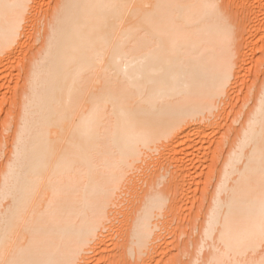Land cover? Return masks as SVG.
<instances>
[{"label": "bare ground", "instance_id": "6f19581e", "mask_svg": "<svg viewBox=\"0 0 264 264\" xmlns=\"http://www.w3.org/2000/svg\"><path fill=\"white\" fill-rule=\"evenodd\" d=\"M263 1L0 0L22 5L0 7V85L14 77L17 57L22 61L12 94L17 111L1 132L13 133L4 140L10 165L0 185V259L91 264V252L106 251L118 207L138 201L114 256L120 264L162 263L165 234L178 231L171 215L199 176L191 162L204 158L216 180L214 193L200 196L203 235L191 264L200 262L206 239L213 250L204 264H259L264 71L243 105L231 95L251 75L250 54L261 52L264 63ZM210 3L221 6L226 25ZM1 91L0 112L11 100ZM222 117L223 132L214 127ZM210 128L219 133L212 153L185 150L203 143ZM155 179L167 181L151 189ZM140 182L148 186L142 194ZM249 230L256 233L250 247L221 244L222 233L244 238Z\"/></svg>", "mask_w": 264, "mask_h": 264}, {"label": "rangeland", "instance_id": "374dc122", "mask_svg": "<svg viewBox=\"0 0 264 264\" xmlns=\"http://www.w3.org/2000/svg\"><path fill=\"white\" fill-rule=\"evenodd\" d=\"M50 1H53V0H44V3H45V5H46V3L49 5L50 4ZM231 2L233 1V0H230ZM52 3V2H51ZM48 5H46V6H48ZM261 9H264V1L262 2V5H261V7H260ZM263 16H264V14H263ZM263 16H260L259 17V19L261 20V19H263L264 20V17ZM252 54H250V57H249V60H247V67H248V69L250 68L251 70V75L249 74V76L247 75H245L244 74V77H242L243 78V80L241 79V84L239 85L240 86V89H243L242 91L240 90L239 91V93H238V88H237V92H236V90H235V94L236 95H234V93L232 92V94L233 95H231L233 98L235 97V99L233 100V102L236 100V107H237V105H243L242 103L245 101V99L243 98V97H245V95L246 94H248V92L250 91V87L253 85V82H256L257 84L261 81V77H262V73H263V71H264V63L262 64V62H259L260 61V57L262 56L261 55V52H258L257 53V55H258V57L257 56H251ZM256 58V59H255ZM18 59L20 60V58H18L17 57V59H16V62H15V64H14V66H12V67H10V70L9 71H13L12 73H15L13 76L14 77H10L11 78V80H9V82H8V84H7V82H3L2 84H4V86H6V87H4V88H0L2 91V93H4L5 91V93H7L8 94V99L9 98H11V100L9 99V101H7L6 103H5V107L2 109V111L0 112V115H1V120H0V135L2 134L1 132H2V129H3V121H6V120H8L7 118L9 117V121H12L13 120V118H14V115H13V113H15V111H17V109H16V106L14 107V104H12L13 102H12V98H13V95L12 94H14L13 92H15L14 90V88H16V86L18 85V79H17V77H18V74L21 72V69H22V61L20 62V61H18ZM21 64V65H20ZM19 66H21V67H19ZM14 69V70H13ZM15 71V72H14ZM18 71V74L16 73ZM17 76V77H16ZM12 78H14V79H12ZM9 79V78H8ZM8 79H6V80H8ZM5 80V81H6ZM15 80V81H14ZM17 80V81H16ZM4 81V80H3ZM10 81H12V83H10ZM242 81H243V83H242ZM2 84L0 85V86H2ZM16 85V86H15ZM242 85V86H241ZM7 89V90H6ZM9 89V90H8ZM249 91H248V90ZM5 90V91H4ZM8 91H9V93H8ZM247 92V93H246ZM238 94V95H237ZM243 94V95H242ZM10 95V96H9ZM237 96V97H236ZM247 96V95H246ZM246 98V97H245ZM11 101V102H10ZM239 102V103H238ZM231 103V102H230ZM8 104V105H7ZM234 104H235V102H234ZM10 106H12V107H10ZM231 106V105H230ZM6 107H8V108H6ZM16 109V110H13V109ZM231 108V107H230ZM230 108H229V110L228 111H230ZM248 108H249V105H248ZM248 108H246V109H248ZM13 110V111H11V113L12 114H9L10 113V111L9 110ZM7 110H8V112H7ZM5 111V112H4ZM228 111H227V116H228ZM3 112V113H2ZM2 113V114H1ZM6 115H9V116H5V114ZM226 114H225V116H226ZM4 118H3V117ZM11 116V117H10ZM13 116V117H12ZM226 116V117H227ZM226 117H222V118H224V119H220L219 120V123L220 124H218L217 126H214L216 129H217V131H218V128L223 132L224 130H222V128L224 129L225 127V124H227L226 122H224L225 121V118ZM6 118V119H5ZM224 120V121H223ZM225 123L224 125H223V127H220L221 125H222V123ZM240 124L241 123H238L237 125H239L240 126ZM220 125V126H219ZM236 125V126H237ZM9 126V125H8ZM238 127V126H237ZM215 128H212V130H211V128L209 129L210 131L208 132V134L205 136V135H203L202 137L203 138H201V140H199V141H201V142H203V143H197L196 144V146H192V147H188V148H186L185 150L186 151H192L194 148L193 147H195V149L196 148H198L199 149V147H200V152L199 153H202L201 151H203V153H205V152H211V150L213 149V148H215L214 146L216 145L215 144V140H216V138L218 137V135H216L215 136V134L216 133H218L217 131H216V129ZM226 128H227V126H226ZM215 130V132H214V130ZM12 130V129H11ZM11 130L10 131H7V133H5V134H3V135H5V137H3L1 140L3 141V143L2 142H0V143H2V147H1V145H0V147L2 148V150L0 149V158H1V156H2V158L0 159V176H2V177H0V185H2V183L5 181V175L4 174H6V175H8V172H7V170L9 169V166L8 165H10L9 164V161H8V155H7V153H8V146L6 147V146H4V145H6V144H8V143H5V141L6 142H8V138H10L11 136H12V134L11 133H13V132H11ZM211 132H212V134H211ZM11 135H10V134ZM213 134H214V136H213ZM219 134V133H218ZM3 135H1V137L3 136ZM205 136V137H204ZM0 137V138H1ZM7 137V138H6ZM199 138V139H200ZM215 138V139H214ZM5 139H7V140H5ZM218 139V138H217ZM5 140V141H4ZM211 141V142H210ZM217 141V140H216ZM210 142V143H209ZM205 143V144H204ZM203 146H202V145ZM208 144H209V146H208ZM214 144V145H213ZM207 146V148H206V146ZM211 146V147H210ZM207 149H205V148ZM226 147H227V145H226ZM192 148V149H191ZM212 148V149H211ZM194 149V150H195ZM198 149H196L195 151L197 152V150ZM208 149H210V150H208ZM180 150V149H179ZM4 151V152H3ZM7 151V152H6ZM194 151V152H195ZM199 151V150H198ZM205 151V152H204ZM4 153V154H3ZM6 153V154H5ZM212 153V152H211ZM203 155V154H202ZM210 158H212L211 156L209 157V160H210ZM6 159V160H5ZM202 160H203V162H202ZM209 160H207V161H209ZM5 161L7 162V163H5ZM195 161V160H194ZM191 162V165H190V167H191V171H194V169H197V170H195L194 172H192L193 173V175L194 176H196V175H198L199 174V176H196V177H194L195 178V180H196V185L195 186H193L192 187V189H193V191L192 190H189L188 189V186L185 188V189H188V190H186V192L187 191H190V192H187V193H185V191H183V194L181 193V196H182V198L184 199V197L183 196H186L187 197V195L188 196H190L191 195V197H193L194 198V195L196 194V195H198V196H195L196 198H194V199H192L191 197H189V199H187L186 197H185V199L182 201V203H181V205L182 204H185V205H182L181 207H180V209L181 210H179V212H178V210H175L177 213H173V214H175L174 216H173V214L171 215V217H175L176 215V219L175 218H172V219H174V220H177V221H174V222H176L175 224H173L174 222H172V227L173 228H175V229H178V231L177 230H175V231H172V232H167L168 234H170V235H168L167 233L165 234L166 235V241L164 240L163 242H165V244L163 243V242H159V243H161V244H164V246L162 245V247H164V249H165V247H166V249L164 250L163 248V251L164 252H162V251H160L159 252V250H158V252H159V254L161 253V256L163 255V259L160 257V255L158 256V258L160 257L161 258V260H162V263L163 264H191V260H193V258L194 257H196V255L198 256V254H195L196 253V251H198V245H199V240L196 242V240L198 239V237L200 236L201 237V239H202V235H203V233H202V224L199 222V220L201 221V216H202V212H203V209L204 208H201V205L202 204H200L201 203V200L202 199H200L201 197H203L204 195H210L212 192L214 193V185H215V180H216V177L215 178H213L214 180H212L213 181V185H212V181L210 182V180H209V178L210 177H214L211 173L213 172H211V168H213L212 167V165L213 164H211L210 165V163H211V161H210V163H208V162H204V158L203 159H201L200 161H195V162ZM219 162L218 163H221V159L220 160H218ZM154 162H155V160H154ZM198 162V163H197ZM203 163V165H202V163ZM7 165H5V164ZM193 163V164H192ZM194 163H196V164H194ZM207 165H205V164ZM5 165V168L3 167ZM192 165H195V166H193L192 167ZM197 165H198V167H197ZM202 165V166H201ZM200 166V167H199ZM206 166V167H205ZM211 166V167H210ZM214 166V165H213ZM172 167H174V166H170L169 168L170 169H172ZM189 167V168H190ZM205 167V168H204ZM4 168V169H3ZM211 169V170H210ZM3 170L5 171V173H3ZM173 170H174V168H173ZM172 170V171H173ZM209 170V171H208ZM2 171V172H1ZM166 172V169L165 168H163L162 169V173L164 174ZM198 173V174H197ZM210 173V174H209ZM204 174V175H203ZM205 174H207L208 176L206 177V179H204L205 178ZM202 175V176H201ZM212 175V176H211ZM2 179V180H1ZM151 181V182H150ZM149 182L150 183H154L153 185H151V184H149V187L151 188V189H160V187L161 188H163L164 187V185L163 184H165L166 183V179L164 180V183H162V185L161 186H159V179H155V181L154 180H150ZM154 181V182H153ZM201 181H202V184H201ZM199 183H200V185H199ZM205 183H206V185H205ZM209 183V184H208ZM139 184H141L142 185V183L140 182ZM205 185V186H204ZM141 186H139V187H137L138 189L140 188ZM144 187V188H143ZM157 187V188H156ZM159 187V188H158ZM136 188V189H137ZM148 189V186H147V184H144V186L142 185V188H140L141 189V194H142V192L145 190V189ZM196 188V189H195ZM137 189V190H138ZM139 189V190H140ZM203 189V190H202ZM143 190V191H142ZM203 191H205L203 194L202 193H200V192H203ZM139 192H138V194H139ZM196 192V193H195ZM207 192V193H206ZM136 193H137V191H136ZM184 193H185V195H184ZM187 194V195H186ZM130 196V195H129ZM180 196V197H181ZM201 196V197H200ZM196 201L195 203L193 202V201ZM198 200H199V202H198ZM191 201V202H190ZM137 202V204H135ZM135 209H134V204L132 205L131 203H130V206L131 207H133V208H131V209H128V208H130V206H128V205H126L127 207H125V205H122L121 207H118L119 208V210H118V213H117V216H116V219H114V222H112V223H109V225L111 224H115V225H112V227H111V229L113 228V226H114V228L111 230H106V231H110V232H107L106 233V235L108 234L110 237L111 236H113L112 238H109V236L107 235V237H108V240L106 241V243L104 244V246H103V248H105V246H106V251L104 250L103 251V253L102 252H100V250H99V253L97 254V252L98 251H96V253L95 252H91L92 254H93V256L95 257V255H96V257L94 258L93 256H91V253H90V255L89 256H91L92 257V260L90 261V262H92L91 264H94L95 262H97V263H95V264H113V262H115V261H117V264H120V261H119V257L118 258H115V256H114V254L116 253V255H117V253L119 252V250H120V245H121V240H122V236L124 235H126V232L129 230V227H131L132 226V219H130V218H133L135 215H136V213L134 212V211H136V209L137 208H139V206L140 205H138L139 203H138V201H135ZM198 203V204H197ZM190 204V205H189ZM193 204V205H192ZM196 205H197V207H198V211H197V207H196ZM190 206V207H189ZM123 207V208H122ZM120 208H121V210H120ZM189 208V209H188ZM191 208V209H190ZM185 209V210H184ZM127 210V212L125 213V211ZM190 210H192L191 212H190ZM199 210H201V211H199ZM174 211V212H175ZM197 211L198 213H199V215H197L198 213L195 212ZM130 212H132V213H130ZM134 212V213H133ZM130 213V214H129ZM123 214H125L127 217H128V220H127V217L125 216L124 217V215ZM135 214V215H134ZM185 214V215H184ZM190 214V215H189ZM132 217H131V216ZM130 216V217H129ZM179 216V217H178ZM191 216V217H190ZM196 216V217H195ZM123 217V218H122ZM183 217V218H182ZM197 217H198V219H197ZM124 218H126V219H124ZM185 218V219H184ZM190 218H191V220H190ZM201 218V219H200ZM124 219V220H123ZM180 219V220H179ZM119 221V222H118ZM123 221V222H122ZM127 221H129L128 222V224H127ZM194 221H195V224H194ZM121 222V223H120ZM126 222V223H125ZM131 222V223H130ZM117 223V224H116ZM124 223V224H123ZM130 223V224H129ZM198 223V224H197ZM120 224V225H119ZM178 224V225H177ZM201 224V225H200ZM126 227H125V226ZM124 226V227H123ZM175 226V227H174ZM180 226V227H179ZM199 226H200V228H199ZM123 227V228H122ZM195 227V228H194ZM118 228V229H117ZM128 228V229H127ZM120 229V230H119ZM123 229V230H122ZM199 229V230H198ZM119 230V231H118ZM125 230V231H124ZM172 230V229H171ZM180 230V231H179ZM111 231H112V235H110L109 233H111ZM124 231V232H123ZM177 232V233H176ZM178 232H180V233H178ZM200 232V233H199ZM123 233V234H122ZM172 233H174V236H173V234ZM118 234H119V237H118ZM121 234V235H120ZM175 234H177V235H175ZM168 235V236H167ZM188 235V236H187ZM190 235V236H189ZM115 236V237H114ZM122 238H121V237ZM176 236H179V237H176ZM196 236H198V237H196ZM171 237H173V239L171 238ZM194 239H193V238ZM168 238H170V239H168ZM175 238V239H174ZM190 238V239H189ZM107 239V238H106ZM121 239V240H120ZM172 239V240H171ZM183 239V240H182ZM196 239V240H195ZM173 240H175V241H173ZM207 240V241H206ZM205 241H204V244L207 246L206 247V249L204 250V253H202V255H203V257H202V255H200V264L202 263V264H204L205 263V261H206V259H207V254H210L211 252H212V250H213V248H212V246H211V244L213 243L212 241V239H206ZM210 240V241H209ZM212 240V241H211ZM111 241V242H110ZM195 241V242H194ZM202 241V240H201ZM114 242V243H113ZM117 242V243H116ZM120 242V243H119ZM180 242V243H179ZM188 242V243H187ZM203 242V241H202ZM206 242H207V244H206ZM208 242H210V243H208ZM179 243V244H178ZM197 243V244H196ZM172 244H174V245H172ZM176 244V245H175ZM181 244V245H180ZM190 244V245H189ZM209 244V245H208ZM117 245V246H116ZM167 245V246H166ZM177 245H179V246H177ZM173 246V247H172ZM185 246H187V248L185 247ZM189 246V247H188ZM170 247V250L168 249V248ZM172 247V248H171ZM182 247V248H181ZM159 249H160V247H158ZM174 248H175V250H174ZM109 249V250H108ZM171 249H172V251H171ZM177 250H178V252H177ZM189 250V251H188ZM211 250V251H210ZM104 252H105V254H104ZM166 252V253H165ZM172 252V253H171ZM176 252V253H175ZM101 253V254H100ZM192 255H191V254ZM95 254V255H94ZM156 254V253H155ZM171 256H170V255ZM172 254L174 255V256H172ZM178 254V255H177ZM189 254V255H188ZM100 255V256H99ZM105 256V257H104ZM108 256V257H107ZM109 256H111V257H109ZM113 256H114V258H113ZM156 256H157V254H156ZM167 256H168V258H167ZM176 256V257H175ZM193 256V257H192ZM97 257H99V258H97ZM100 257H102L101 259H100ZM172 257H174V261L172 260L173 258ZM178 257V258H177ZM190 259H189V258ZM97 258V259H96ZM159 258V259H160ZM166 258V259H165ZM171 258V259H170ZM202 258H203V260H202ZM103 259H105V260H103ZM108 259V260H107ZM112 259H113V261H112ZM114 259H115V261H114ZM170 259V260H169ZM103 260V261H102ZM110 260V261H109ZM164 260V261H163ZM167 260H168V262H167ZM182 260V261H181ZM105 261V262H104ZM118 261H119V263H118ZM177 261V262H176ZM185 261H186V263H185ZM188 261H189V263H188ZM204 263H203V262ZM110 262H112V263H110ZM150 262V261H149ZM152 262V263H151ZM150 263L151 264H162L161 263V261L160 262H158L157 263V257H156V260H153V261H151ZM149 263V264H150ZM114 264H116V263H114Z\"/></svg>", "mask_w": 264, "mask_h": 264}, {"label": "snow or ice", "instance_id": "6c2138e0", "mask_svg": "<svg viewBox=\"0 0 264 264\" xmlns=\"http://www.w3.org/2000/svg\"><path fill=\"white\" fill-rule=\"evenodd\" d=\"M5 10L10 8L22 7V5H10L4 4L0 5ZM207 8L211 9L213 14L220 20L225 21L224 14L221 11V6L218 3H210L206 5ZM226 25V21H225ZM261 199H260V218H259V240L261 245L264 246V158L261 161ZM211 228V222H210ZM256 238V233L253 230H249L244 238L233 237L231 233H222L221 234V244L224 245L228 249H232L236 247L242 250L245 247H250ZM219 251V249H216ZM0 264H54L52 261H43V260H35V259H0ZM197 264H200L198 261ZM208 264H233L232 261H209ZM235 264H243V262H235ZM259 264H264V259H262Z\"/></svg>", "mask_w": 264, "mask_h": 264}]
</instances>
